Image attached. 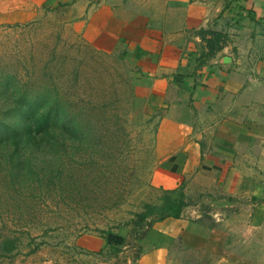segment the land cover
Masks as SVG:
<instances>
[{"label": "crops", "instance_id": "crops-1", "mask_svg": "<svg viewBox=\"0 0 264 264\" xmlns=\"http://www.w3.org/2000/svg\"><path fill=\"white\" fill-rule=\"evenodd\" d=\"M57 11L140 64L161 115L151 184L212 200L154 223L137 264H264V0H0V23Z\"/></svg>", "mask_w": 264, "mask_h": 264}, {"label": "rangeland", "instance_id": "rangeland-1", "mask_svg": "<svg viewBox=\"0 0 264 264\" xmlns=\"http://www.w3.org/2000/svg\"><path fill=\"white\" fill-rule=\"evenodd\" d=\"M141 83L140 64L123 42L90 45L65 28L62 11L0 23V121L23 95H45L71 104L69 113L84 107L95 126L56 128L61 143L49 150L0 146V245L11 242L0 246V264H137L145 225L134 214L166 195L151 184L164 153L161 115ZM45 176L53 182L47 191L39 182ZM186 194L191 206L212 201Z\"/></svg>", "mask_w": 264, "mask_h": 264}, {"label": "trees", "instance_id": "trees-1", "mask_svg": "<svg viewBox=\"0 0 264 264\" xmlns=\"http://www.w3.org/2000/svg\"><path fill=\"white\" fill-rule=\"evenodd\" d=\"M204 33V32H201ZM219 38L211 35L206 39V45L209 52H214L219 47ZM41 95L32 100L23 95L19 100H16L7 114V121H0V146L8 143L13 147L14 151H22L24 154L26 150L30 153L34 150L51 149L56 143H61L60 140L55 139L54 130L56 128L62 131H73L79 133L81 131L89 132L95 129L91 123V115L83 112L84 107L69 113L67 106L71 104L60 103L57 99H48ZM85 111V110H84ZM10 119H13L10 121ZM88 137H90L88 133ZM24 162L25 159H24ZM51 177H42L39 182L43 188L49 187L53 184L49 181ZM33 183H35L33 181ZM33 191L38 190L35 187H30ZM166 195L158 206L144 204L140 212L134 214L136 224H144L145 230L136 236V241L139 242L148 236L151 226L166 218L177 219L180 217L183 210L188 206L183 193L177 194L176 190L165 191ZM177 194L176 197L172 195ZM107 235H110L108 232ZM10 240H4L0 246L10 244ZM114 246H111L113 248ZM139 253L141 249L137 246ZM118 252L119 249L116 248Z\"/></svg>", "mask_w": 264, "mask_h": 264}]
</instances>
